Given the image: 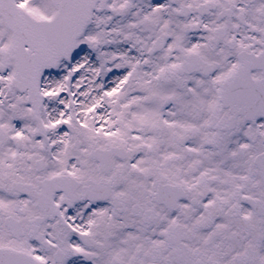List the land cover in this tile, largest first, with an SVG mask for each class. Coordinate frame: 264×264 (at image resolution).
Returning a JSON list of instances; mask_svg holds the SVG:
<instances>
[{
  "label": "snow or ice",
  "instance_id": "1",
  "mask_svg": "<svg viewBox=\"0 0 264 264\" xmlns=\"http://www.w3.org/2000/svg\"><path fill=\"white\" fill-rule=\"evenodd\" d=\"M0 264H264V0H0Z\"/></svg>",
  "mask_w": 264,
  "mask_h": 264
}]
</instances>
